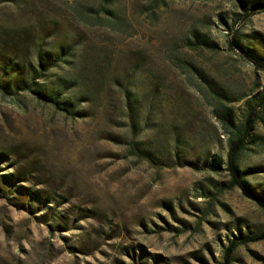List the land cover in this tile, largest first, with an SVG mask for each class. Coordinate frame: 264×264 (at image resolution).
<instances>
[{
    "label": "rangeland",
    "instance_id": "1",
    "mask_svg": "<svg viewBox=\"0 0 264 264\" xmlns=\"http://www.w3.org/2000/svg\"><path fill=\"white\" fill-rule=\"evenodd\" d=\"M195 31L216 47L195 44ZM41 32L50 50L74 47L78 113L0 88V264H224L233 237L264 230L254 200L221 190L231 140L257 107L240 165L264 194V68L232 43L264 55V8L0 0V81L7 57L34 58ZM172 136L183 158L168 153ZM134 140L147 152L135 154ZM234 264H264V240L240 245Z\"/></svg>",
    "mask_w": 264,
    "mask_h": 264
},
{
    "label": "trees",
    "instance_id": "2",
    "mask_svg": "<svg viewBox=\"0 0 264 264\" xmlns=\"http://www.w3.org/2000/svg\"><path fill=\"white\" fill-rule=\"evenodd\" d=\"M241 8V12L248 16L253 11L264 8V0H233ZM43 31H45V26ZM42 34V32H41ZM36 36V42L39 44L40 40H43L42 35ZM19 36V35H18ZM195 44L206 45L210 48L216 47V43L212 42L206 35L196 33L195 31ZM19 39H21L19 37ZM28 41V38H25ZM60 50L55 52L54 50L48 49L43 44L37 48L36 54L33 59H24L20 62H16L12 58H8L5 62V79L0 81V88H2L3 93L10 94L12 96H20L22 92L28 91L32 97L42 101L46 104L54 106L57 110L65 111L70 114H75L77 112V102L74 101L75 98L71 97L69 92L74 90L78 83L74 84V80L69 76V63H71L74 56V47L71 44L61 41ZM232 43L247 57H249L258 67L264 68V55L259 54L252 48L245 46L241 39L237 36L233 39ZM14 74V75H13ZM74 79V78H73ZM13 86V87H12ZM122 100L125 109L128 110V115L131 119H138V110L134 106L133 91L129 87L123 89ZM259 107H264V94L259 97L257 103ZM257 107H254L247 117L245 125L239 130L238 135L231 140V145L228 149L227 167L229 172L230 180L229 182H223L221 184V190L223 189H233L238 187L242 193L248 198L254 200L263 210H264V194L258 192L253 188L250 181L247 179V174L241 168V156L245 149L249 148L250 143H255L252 139L253 130V119L256 113ZM230 116V121H232L231 113L227 114ZM140 123V122H138ZM252 139V140H251ZM172 147L168 150L171 155L172 150H175L176 156L180 159L185 156L180 150V141L176 136H172L169 140ZM137 144V146L134 145ZM139 141H132V151L135 154L141 152H147L143 146L138 145ZM223 163V158L219 155H214L213 159L208 162L211 166L215 168H221ZM259 240H264V230L258 233H248L240 234L239 237H233L228 246L224 250V264H234V253L237 248L242 244H247L249 242H255Z\"/></svg>",
    "mask_w": 264,
    "mask_h": 264
}]
</instances>
